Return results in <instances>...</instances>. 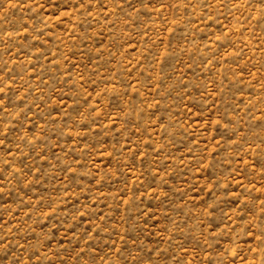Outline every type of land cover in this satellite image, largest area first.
<instances>
[{"label": "rangeland", "instance_id": "374dc122", "mask_svg": "<svg viewBox=\"0 0 264 264\" xmlns=\"http://www.w3.org/2000/svg\"><path fill=\"white\" fill-rule=\"evenodd\" d=\"M0 264H264V0H0Z\"/></svg>", "mask_w": 264, "mask_h": 264}]
</instances>
